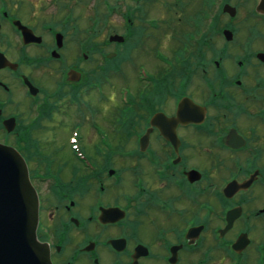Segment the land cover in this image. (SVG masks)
<instances>
[{
	"label": "flooded vegetation",
	"instance_id": "obj_1",
	"mask_svg": "<svg viewBox=\"0 0 264 264\" xmlns=\"http://www.w3.org/2000/svg\"><path fill=\"white\" fill-rule=\"evenodd\" d=\"M0 143L52 264H264V0H0Z\"/></svg>",
	"mask_w": 264,
	"mask_h": 264
},
{
	"label": "water",
	"instance_id": "obj_2",
	"mask_svg": "<svg viewBox=\"0 0 264 264\" xmlns=\"http://www.w3.org/2000/svg\"><path fill=\"white\" fill-rule=\"evenodd\" d=\"M38 199L23 158L0 144V264H52L37 238Z\"/></svg>",
	"mask_w": 264,
	"mask_h": 264
},
{
	"label": "rangeland",
	"instance_id": "obj_3",
	"mask_svg": "<svg viewBox=\"0 0 264 264\" xmlns=\"http://www.w3.org/2000/svg\"><path fill=\"white\" fill-rule=\"evenodd\" d=\"M159 16L162 17V12L159 13ZM130 76H133V74H131ZM131 79H132V78H131ZM122 83H123L122 80H118V81L116 82V84H122ZM108 90H110V91H109V93H110L109 97H110L111 95H113V97H114L115 94H117V93L114 94V92H112V90H111L110 87L105 86V87L101 90V91L104 93L105 98L103 97V95H102L101 92L98 93V100H99V101H102V105L104 104L105 99H107L106 95H107ZM107 100H108V99H107ZM102 105H101V106H102ZM99 111L102 112V110H99ZM69 125H70V124H69ZM66 129H67V128H66ZM49 131L51 132L52 129H49ZM67 131H68V130H67ZM45 141H47V140L45 139L44 142H45Z\"/></svg>",
	"mask_w": 264,
	"mask_h": 264
}]
</instances>
